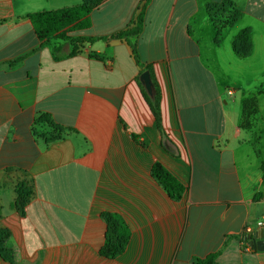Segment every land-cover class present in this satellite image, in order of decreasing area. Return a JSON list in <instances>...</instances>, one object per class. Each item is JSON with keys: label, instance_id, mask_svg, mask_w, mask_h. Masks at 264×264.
Returning <instances> with one entry per match:
<instances>
[{"label": "crops", "instance_id": "1", "mask_svg": "<svg viewBox=\"0 0 264 264\" xmlns=\"http://www.w3.org/2000/svg\"><path fill=\"white\" fill-rule=\"evenodd\" d=\"M86 1L0 0V264H191L214 253L217 264H264V250L244 248L264 218V0H230L219 29L207 7L224 0H103L68 34L95 40L41 44L28 14ZM140 15L136 48L151 69L113 38ZM242 30L247 58L234 50ZM155 163L184 184L180 200L152 177ZM120 221L130 237L111 257Z\"/></svg>", "mask_w": 264, "mask_h": 264}, {"label": "trees", "instance_id": "2", "mask_svg": "<svg viewBox=\"0 0 264 264\" xmlns=\"http://www.w3.org/2000/svg\"><path fill=\"white\" fill-rule=\"evenodd\" d=\"M103 0H89L79 5L70 7H64L56 10L34 12L27 15V19L32 23L35 33L40 40L41 44L47 43L51 38L58 37L64 40H69L73 43H79L83 41H93L94 38H85L80 36H68L69 33L76 30H83L90 26V14L92 10L102 2ZM230 7H233L230 0H224L223 2L213 3L208 5L207 12L212 19L216 29L220 28L222 20L220 16L225 14ZM237 12L231 11L229 14V22L227 24H233L237 18ZM143 26V16L140 15L136 21V25L127 30H123L113 36L115 39L125 40L133 49L134 57L138 65L142 68L151 69L150 66L144 67L140 61V56L136 48V38L141 33ZM106 40V38H102ZM234 42V50L236 53L247 58L250 56L253 44L252 36L249 30H242ZM146 98L149 100L156 121H160V97L156 92L154 97H150L146 91H144ZM243 115L251 116L257 111V100L252 97L244 101ZM39 120H43L50 124L56 130H64L65 128L57 124L49 115H42ZM152 177L158 182L160 186L167 192L168 196L172 200H180L186 187L182 184L172 173H170L161 163H155L152 167ZM34 196V187L32 182L21 183L18 185V196L15 200V206L18 210L24 211L25 207L29 204L30 200ZM1 209H0V218ZM109 217V215L107 216ZM9 237V232L0 229V253H5V242ZM130 232L128 227L120 221L119 230L116 235L108 236L106 240V248L108 249L107 255L115 257L122 253L129 241ZM219 253H214L206 256L205 258L196 257L191 264H217Z\"/></svg>", "mask_w": 264, "mask_h": 264}, {"label": "water", "instance_id": "3", "mask_svg": "<svg viewBox=\"0 0 264 264\" xmlns=\"http://www.w3.org/2000/svg\"><path fill=\"white\" fill-rule=\"evenodd\" d=\"M140 80L142 82V84L144 85L147 93L153 97L155 94V90H154V83L152 81L151 78V74L149 70H145L144 72L141 73L140 75ZM250 239V245L252 248L254 249H260V250H264V229L259 230L256 233H252L250 235H248V237Z\"/></svg>", "mask_w": 264, "mask_h": 264}, {"label": "built area", "instance_id": "4", "mask_svg": "<svg viewBox=\"0 0 264 264\" xmlns=\"http://www.w3.org/2000/svg\"><path fill=\"white\" fill-rule=\"evenodd\" d=\"M257 226L259 227V228H263L264 229V218L263 219H261V220H259L258 222H257ZM252 233H254V232H252L251 231V229H246L245 230V232H244V238L245 239H247V237H248V235H250V234H252ZM244 248L246 249V250H250L251 249V245H249V244H245V246H244Z\"/></svg>", "mask_w": 264, "mask_h": 264}, {"label": "rangeland", "instance_id": "5", "mask_svg": "<svg viewBox=\"0 0 264 264\" xmlns=\"http://www.w3.org/2000/svg\"><path fill=\"white\" fill-rule=\"evenodd\" d=\"M222 31V30H221ZM243 106H244V104H243ZM244 108V107H243Z\"/></svg>", "mask_w": 264, "mask_h": 264}]
</instances>
